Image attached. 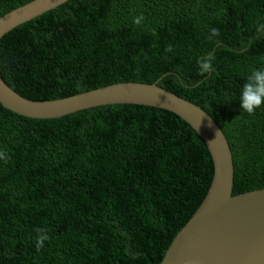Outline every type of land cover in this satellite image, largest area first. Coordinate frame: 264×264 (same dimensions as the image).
<instances>
[{
	"label": "trees",
	"instance_id": "16d2710c",
	"mask_svg": "<svg viewBox=\"0 0 264 264\" xmlns=\"http://www.w3.org/2000/svg\"><path fill=\"white\" fill-rule=\"evenodd\" d=\"M29 1L0 0V16ZM256 68L264 0H67L0 38V77L27 99L143 82L199 105L227 139L239 193L264 188V106L239 101ZM0 153V264H159L213 174L185 121L127 103L52 118L0 104ZM37 228L50 236L39 251Z\"/></svg>",
	"mask_w": 264,
	"mask_h": 264
},
{
	"label": "water",
	"instance_id": "95a60500",
	"mask_svg": "<svg viewBox=\"0 0 264 264\" xmlns=\"http://www.w3.org/2000/svg\"><path fill=\"white\" fill-rule=\"evenodd\" d=\"M67 0H31L0 16V38L17 25ZM113 103L168 110L204 142L213 165L207 192L180 228L159 264H264V188L239 193L227 139L199 105L155 83L120 82L71 95L36 101L11 89L0 77V104L31 118H52Z\"/></svg>",
	"mask_w": 264,
	"mask_h": 264
},
{
	"label": "clouds",
	"instance_id": "9594fccd",
	"mask_svg": "<svg viewBox=\"0 0 264 264\" xmlns=\"http://www.w3.org/2000/svg\"><path fill=\"white\" fill-rule=\"evenodd\" d=\"M139 22V20H137ZM211 36L214 38L219 36V30L212 28ZM170 50V49H169ZM215 60V50L210 51L207 55L197 61L198 72L201 76L210 74L213 69V61ZM240 109L248 114L254 113L258 108L264 106V68H256L244 80L240 89ZM3 153H0V158ZM37 235L34 243L39 251L45 246V241L50 239L46 228H37Z\"/></svg>",
	"mask_w": 264,
	"mask_h": 264
}]
</instances>
